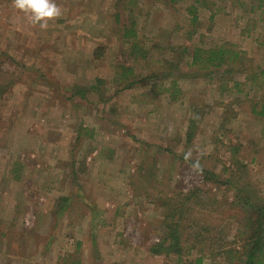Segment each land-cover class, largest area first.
<instances>
[{
    "label": "rangeland",
    "instance_id": "1",
    "mask_svg": "<svg viewBox=\"0 0 264 264\" xmlns=\"http://www.w3.org/2000/svg\"><path fill=\"white\" fill-rule=\"evenodd\" d=\"M255 1L54 0L61 15L41 29L0 0V264H193L198 242L182 263L149 248L164 235L165 199L194 187L203 199L189 223L233 238L238 189L264 202ZM120 4L132 8L123 19L133 14L143 58L112 17ZM220 45L241 52L230 69L188 67L193 47ZM125 66L128 89L116 81Z\"/></svg>",
    "mask_w": 264,
    "mask_h": 264
},
{
    "label": "trees",
    "instance_id": "2",
    "mask_svg": "<svg viewBox=\"0 0 264 264\" xmlns=\"http://www.w3.org/2000/svg\"><path fill=\"white\" fill-rule=\"evenodd\" d=\"M169 1L175 2L177 0ZM126 2H130V0H126ZM196 2L200 3V0H196ZM255 2V7L264 13V0H256ZM187 8L191 9L187 10L191 15L190 24L196 25L198 18L192 11H196V5L192 4ZM131 9L129 6L120 4L115 7L112 17L116 24H119L118 27L123 41L128 43L129 54L143 58L142 44L137 40L136 21L133 14L127 15V18L123 19L124 11ZM185 50L186 47L183 48V51ZM240 57L241 52L239 50H234L225 45L209 49L193 47L191 54L189 53L188 67L194 68L196 74L204 68L221 69L225 67V69H230ZM170 74L172 73L167 75ZM132 76V68L125 66L121 68L119 78L116 81L122 83L123 89L132 88L135 85V78H131ZM137 82L138 80H136ZM103 84L104 79L97 78L95 85H91V88L95 89L97 85L98 90ZM85 92V88H77L73 94L84 97ZM251 113L264 119V102L254 103L251 106ZM194 122V119L191 120L186 132V139L188 140L192 137ZM210 181L215 185L230 183L229 180ZM200 191V187H194L182 196L165 199L168 212L166 210L164 216V235L158 243L149 248V251L154 254H165V256L172 254L179 263H182L185 262L182 261L183 258L191 255L192 245H195L194 242H198L201 246L195 248L196 254L193 264H202L203 258L207 256L212 258L213 261L219 260V262L227 264H264V202L257 200L255 196L257 191L244 192L241 188L238 189V193L235 196V204L243 210V216L239 219V225L237 224L235 234L231 240H225L221 236L212 240L207 236L209 235L208 227L204 225L198 226V224H193V222L189 223L185 215L189 214L191 216V204H197L203 199ZM215 204L216 206L219 205L218 201H215ZM185 222L187 224H184ZM184 233L185 235H183ZM223 236L228 237V235ZM236 239L238 242H236Z\"/></svg>",
    "mask_w": 264,
    "mask_h": 264
},
{
    "label": "clouds",
    "instance_id": "3",
    "mask_svg": "<svg viewBox=\"0 0 264 264\" xmlns=\"http://www.w3.org/2000/svg\"><path fill=\"white\" fill-rule=\"evenodd\" d=\"M14 7L28 14L33 24H39L41 29L47 28L49 19L59 17L61 9L54 0H13Z\"/></svg>",
    "mask_w": 264,
    "mask_h": 264
},
{
    "label": "built area",
    "instance_id": "4",
    "mask_svg": "<svg viewBox=\"0 0 264 264\" xmlns=\"http://www.w3.org/2000/svg\"><path fill=\"white\" fill-rule=\"evenodd\" d=\"M28 224V223H27Z\"/></svg>",
    "mask_w": 264,
    "mask_h": 264
}]
</instances>
